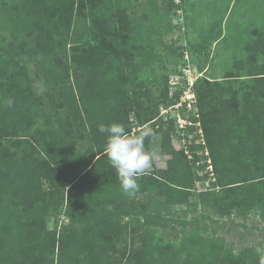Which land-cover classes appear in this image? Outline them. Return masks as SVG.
Returning <instances> with one entry per match:
<instances>
[{"label": "rangeland", "instance_id": "obj_1", "mask_svg": "<svg viewBox=\"0 0 264 264\" xmlns=\"http://www.w3.org/2000/svg\"><path fill=\"white\" fill-rule=\"evenodd\" d=\"M79 1L70 29L47 27L48 30L56 29L53 44L62 58L51 72L47 63L37 58L38 55L22 54L24 48L18 44L21 43L19 36L13 35L4 43L0 36L2 48L14 45L15 52L22 54L13 64L22 75L21 90L14 95L6 85L4 93H13L11 99L29 111L35 123L34 132L41 139L49 128L66 141L76 133L77 137L81 136V150L85 152L96 140L92 139V131L84 127L78 108H72L70 104L74 103V95L78 96V81H96V73L91 76L87 70L73 64L83 52L77 49L84 47L90 54L94 53L93 49L108 50L116 57H122L132 68H138L135 66L138 63H151L155 75L152 76L153 70L149 68L139 72V80L145 82L137 84L138 88L129 96L124 95V99L130 102L124 104L122 111L125 115L132 111L130 125L139 111H150L159 106L153 123L132 128L131 134L136 130L151 134L149 142L144 140V146L151 154L152 164L144 173L153 172L163 178L159 171L168 169L171 155L164 154L161 146L163 137L169 134L175 149L184 151L190 158L196 182L190 198L184 202L172 203L166 195L141 191L140 188L132 194L124 192V196L108 199L103 189L68 185L70 170L66 166L60 172L61 182L51 177L42 180L46 204L41 205L38 199L31 202L28 190L22 193L17 210L7 216L5 224L1 221L3 208L0 207V241L8 239L11 229L17 226L32 232L41 224L48 236L42 235L40 240L46 243L49 242V233L55 235L58 253L66 252L70 246L91 243L99 248L106 247V253H109L106 264H158L177 248L175 242L182 239L183 231L189 234L198 229L200 236L193 242L191 240L186 247V257L178 264H261L264 259V222L260 213L264 192L260 190L256 197L255 193L252 194L258 208L254 212L246 215L248 205L243 207L242 215L234 211L223 216L217 208L223 202L224 189H211L210 184L217 180L210 147L219 153L228 151L230 157H239L241 153L242 162L255 159L248 151L264 150V97L260 95L264 93V80L261 86L254 87L257 78L252 75L263 71L264 49L251 52V57L246 49L249 45L264 47V0H176L182 7L171 12L164 8L168 0ZM26 3L25 0H0V13L17 7L20 9L18 18H25L22 25L26 31L28 26L39 28L37 20L40 24L42 15L33 14V7ZM9 13V19H12L13 15ZM96 19L102 25L106 21L107 26L105 23L103 26L108 32L106 39L99 44L91 40ZM9 31L12 34L16 31L12 24ZM28 41L30 43L29 38ZM183 49L184 56L180 57ZM209 50L210 56L206 57ZM66 52L69 62L64 60ZM242 59L247 61L238 63ZM113 63L116 64L117 60ZM200 63H205V70H200ZM197 75L205 79L199 88L201 96H198L195 84L198 79L193 87H189V77ZM190 88L195 95L192 107L188 108V104L178 106L181 95ZM248 91H255L251 99ZM178 93L177 103L168 105V100ZM180 117H196L197 120L181 127ZM94 122L97 127L99 121L96 117ZM16 139L9 129H1L0 152L14 151ZM49 139L46 137L44 142ZM49 148L46 153H40L41 158L48 156ZM58 156L61 163L56 167L57 171L64 161L62 155ZM205 161L209 167L201 168L199 165ZM258 162H264V156L261 155ZM46 167L45 164L44 169ZM253 173L255 171L251 170L250 175ZM10 177L2 172L0 186L9 185V181L13 184ZM244 177L252 176L245 174ZM113 180L110 188L116 190L119 180ZM22 218L26 220L20 222ZM30 240H33L32 236ZM198 240L204 241L203 245L196 244ZM28 248L34 247L29 244ZM29 252L40 254L39 248Z\"/></svg>", "mask_w": 264, "mask_h": 264}, {"label": "trees", "instance_id": "obj_2", "mask_svg": "<svg viewBox=\"0 0 264 264\" xmlns=\"http://www.w3.org/2000/svg\"><path fill=\"white\" fill-rule=\"evenodd\" d=\"M25 1L27 5L33 7V14L39 13L42 15L43 19L40 21V24L37 20V26L40 27L30 28L28 26L26 31L25 27L22 25L25 18L19 19L18 12L20 9L14 7L12 11H6V13H8L6 18H4V15H6L5 12L1 11L0 13V36L3 43L11 40L13 35H16V37L19 36V41L21 43L18 44L24 48L22 54L28 53L31 55H38L37 58L47 63V69L51 72L58 67V63L62 61V58H60V53L54 48L53 44L56 29L48 30L47 27H68V29H70L73 24L75 7L77 3L80 4V1ZM180 6L182 7L181 4L176 3V0H168L164 8L166 11L171 12ZM9 12L13 15L12 19H9ZM96 20L97 22H95L94 34L91 40L92 42L94 40L95 44H99L106 39L108 32L107 28L103 26L104 23L106 25V21H103L102 25L101 22H98L99 19ZM11 24L13 28L16 29L14 34L9 31ZM28 38L30 39V43ZM92 46L94 47L95 45L92 44ZM14 47V45H8L6 48H0V130L9 129L13 133V136L17 138L14 151H9L10 153L0 152V175L3 172L5 175L11 176L10 178L14 181L13 184L9 181V185L3 184L0 186V207L3 208L1 221H4L5 224L7 216L12 211L14 212L15 209L17 210L22 193H27L28 190L31 194L36 196L34 197L30 194L29 200L32 202L38 199L37 201L43 205L46 202L47 195L42 192V180L51 177V179L61 182L62 178L60 177V172H62L63 168L66 166H68L70 170V175L68 177L69 181L67 180L68 185L73 183L72 186L79 185L80 187H89L91 190H96L97 188L103 189L108 199H116V196H124L119 182L116 183V190L110 188L113 184L111 181H114L113 179L117 181V175L113 173V169L104 152L106 134H102L98 131V125L101 123L111 124L114 122L123 125L126 123V131L131 134L132 128L138 129L148 122H154L153 120L159 113V106L154 110L139 111L130 125L129 114H131L132 111H127L126 115L122 112L124 104L127 105L130 102L124 99V97H126L124 95L129 96L132 90L138 88L137 84L145 82L144 80H139V72L144 71V68H149L153 70L151 74L154 76V67L151 66V63L145 62L136 64L135 66H139L138 68H132L130 64L122 60V57H116L114 53L108 52V50L103 52V49H93L94 53L90 54L85 51L84 47V49H77V51L82 50L83 52L80 53V59L74 60L75 63H72L78 65L81 70H87L88 73H91V76L92 73H96V81L94 79L91 81H86V79H83L82 82L78 81L80 82L78 85L79 88H77L78 96L74 95V103L70 104L72 108H78L79 114L82 115L84 127L92 131V139L96 140L94 145L92 143L89 149L82 152V139L81 136L77 137L76 133L72 134L71 140L67 137L66 141L65 137L63 139L61 134H56L53 129L49 128L44 134L41 133L45 136L41 139L38 134L34 132L35 123L30 113H28L29 111L18 102L16 103L11 99L13 93L15 95L20 92L22 83V75L17 67L13 65L22 54L19 52L16 53ZM246 49L250 52L251 57V52L256 53L257 50H263L264 47L249 45ZM192 50L195 51V48H192ZM184 52V49L181 50L179 53L180 57L184 56ZM11 53L14 54V56H11ZM209 56L210 50L206 54V57ZM64 60L66 62L70 61L68 52L65 53ZM116 60L117 63L114 64L113 62ZM246 61L242 59L239 60L238 63ZM66 62L64 64H66ZM199 68L200 70H205V63H200ZM48 75L49 78L52 79L50 73H48ZM252 75H255V78H257L253 86H261L262 80H264V68L262 72L253 73ZM153 80H156V77ZM202 81H205V79L200 78L195 83L198 96H201L199 88ZM6 85L8 88H11L10 92H13L11 95L4 93ZM254 93L255 91L247 92L249 99H251L250 97H252V95H255ZM260 95L264 97V93ZM179 98V93L171 97L168 100V105L177 103ZM9 100L13 101L11 106L8 104ZM257 116L258 115L255 117ZM94 117L99 121L97 127H95ZM190 120L196 121L197 119L196 117H190ZM92 126L93 128H91ZM137 134H141L140 130H136L133 135ZM46 137L50 139L44 142ZM150 138L151 134H146V142H149ZM48 147H50L48 156L41 158L40 153H42V151L46 153ZM161 147L164 154L171 155V159L168 161V169L163 172L159 171L162 173L161 175H164L162 176L163 178L153 172L143 173L138 177V189L140 188L141 191H150L158 195H166L172 203L187 201L190 198L189 194L196 182L194 173L191 171L190 158L184 151L175 149L172 145L171 135L169 134L163 137ZM210 149L215 169L217 170V180L211 181V189H216L217 187L224 189V198L221 199L223 202L217 210L223 216H229L234 211L242 215L244 210L243 207L250 205L248 206L249 210L246 215L249 214L250 211L254 212V210L258 209L257 205H255L254 198L260 190L264 192V162H258V158L261 155L264 156V150L262 149L258 152L248 151L255 159H251L252 162H242L243 160L240 159L241 153L239 157H230L228 151L219 153L213 146H211ZM248 152H246V154ZM58 155L64 157L63 164L59 171L56 170V167H60L61 163ZM45 164L47 165L46 169H44ZM199 166H201V168H207L209 164L205 161ZM244 167L247 169V172L244 171ZM251 170H254L255 173L250 175ZM245 174H249V176L252 177L247 179L244 177ZM14 183L20 184L15 185ZM245 187L247 188L245 189ZM254 193L255 197L253 198L252 194ZM262 202L263 207L260 216L264 222V199ZM70 203L72 202L70 201ZM24 220H26V218H22L20 222ZM1 221L0 228L2 226ZM11 230L12 234L10 237L0 241V264H106L109 253H106L105 246L99 248V246L95 244L92 246L91 243H83L80 246H70L66 252L63 251L58 253V240L55 235L49 233V242L45 243L40 240V236H48V231L46 228L41 227V224L36 225V227L32 229V232H26V229H21L18 226ZM183 235L182 239H177V242L172 240L175 242L177 248L173 252L167 254L158 264L180 263L187 255L186 247L188 244L191 240L193 242L197 239V236H200L198 229L191 230L189 234L183 231ZM31 236L33 240H30ZM197 243L203 245L204 241L198 240L196 241V244ZM29 244L34 248L29 249ZM38 248L40 250L39 255L29 252V250Z\"/></svg>", "mask_w": 264, "mask_h": 264}, {"label": "clouds", "instance_id": "obj_3", "mask_svg": "<svg viewBox=\"0 0 264 264\" xmlns=\"http://www.w3.org/2000/svg\"><path fill=\"white\" fill-rule=\"evenodd\" d=\"M200 77H198L199 79ZM13 101L9 100L11 106ZM98 131L106 134L104 152L115 169L121 189L132 194L138 189V177L152 164V157L145 150L146 133L130 134L121 123L99 124ZM261 264H264L262 259Z\"/></svg>", "mask_w": 264, "mask_h": 264}, {"label": "built area", "instance_id": "obj_4", "mask_svg": "<svg viewBox=\"0 0 264 264\" xmlns=\"http://www.w3.org/2000/svg\"><path fill=\"white\" fill-rule=\"evenodd\" d=\"M189 77V76H188ZM198 77H200L199 75H197L195 78L190 76V80H189V87H193L194 86V82L198 79ZM191 91V88L189 90V92H185L184 91V95H181V102L178 103V106H181L183 104H185V107H186V104H188V108L192 107V102L194 101V98H195V95L190 92ZM192 96V97H190ZM179 122L181 124V127H185L187 124H192V120L190 119H186L183 117V119L180 117L179 118Z\"/></svg>", "mask_w": 264, "mask_h": 264}]
</instances>
